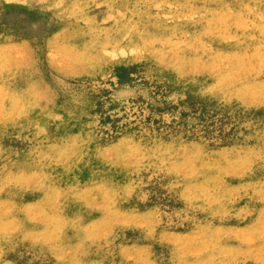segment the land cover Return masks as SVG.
Here are the masks:
<instances>
[{
	"label": "rangeland",
	"instance_id": "rangeland-1",
	"mask_svg": "<svg viewBox=\"0 0 264 264\" xmlns=\"http://www.w3.org/2000/svg\"><path fill=\"white\" fill-rule=\"evenodd\" d=\"M0 264H264V0H0Z\"/></svg>",
	"mask_w": 264,
	"mask_h": 264
}]
</instances>
